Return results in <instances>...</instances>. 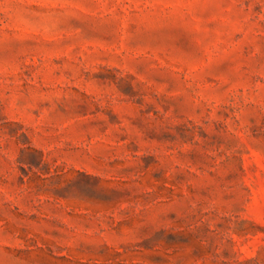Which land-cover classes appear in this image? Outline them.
I'll return each mask as SVG.
<instances>
[{
    "label": "rangeland",
    "instance_id": "374dc122",
    "mask_svg": "<svg viewBox=\"0 0 264 264\" xmlns=\"http://www.w3.org/2000/svg\"><path fill=\"white\" fill-rule=\"evenodd\" d=\"M0 264H264V0H0Z\"/></svg>",
    "mask_w": 264,
    "mask_h": 264
}]
</instances>
